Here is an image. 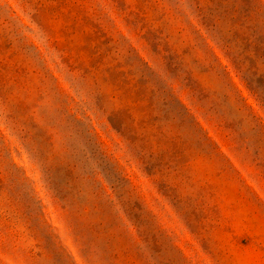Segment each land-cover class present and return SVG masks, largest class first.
Here are the masks:
<instances>
[{
  "label": "rangeland",
  "instance_id": "1",
  "mask_svg": "<svg viewBox=\"0 0 264 264\" xmlns=\"http://www.w3.org/2000/svg\"><path fill=\"white\" fill-rule=\"evenodd\" d=\"M0 264H264V0H0Z\"/></svg>",
  "mask_w": 264,
  "mask_h": 264
}]
</instances>
